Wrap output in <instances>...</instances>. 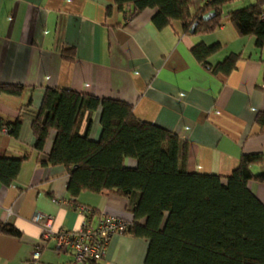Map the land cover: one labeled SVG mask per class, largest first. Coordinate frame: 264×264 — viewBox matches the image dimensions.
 <instances>
[{
    "label": "crops",
    "instance_id": "0c3cea01",
    "mask_svg": "<svg viewBox=\"0 0 264 264\" xmlns=\"http://www.w3.org/2000/svg\"><path fill=\"white\" fill-rule=\"evenodd\" d=\"M154 13L146 9L123 21L114 0H0V84L23 87L17 97L0 94V117L21 121L17 138L0 131V156L27 157L15 181L0 183V221L20 233L0 235V264L72 263L71 252L42 244L41 228L31 221L36 212L49 219L53 231L68 232L83 220L78 207L94 209V225L103 215L129 219L138 200L137 194L90 192L72 199L66 170L41 164L54 132L36 152L31 122L46 88L130 105L137 119L177 134L186 147L188 172L226 177L242 155L264 156V128L255 124L264 113V66L254 39L238 37L227 21L206 35L182 32L174 24L157 30ZM215 42L224 47L209 59L211 65L240 54L226 77L211 74L191 52L196 44ZM64 50L73 52L72 60L61 57ZM99 115L100 108L91 111L81 125L80 133L91 140L100 137ZM126 164L134 167L135 160ZM248 188L264 204V184L251 181ZM147 245L144 239L113 235L96 264H144Z\"/></svg>",
    "mask_w": 264,
    "mask_h": 264
},
{
    "label": "trees",
    "instance_id": "16d2710c",
    "mask_svg": "<svg viewBox=\"0 0 264 264\" xmlns=\"http://www.w3.org/2000/svg\"><path fill=\"white\" fill-rule=\"evenodd\" d=\"M230 0H213L196 6L194 0H114L127 21L140 12L155 10L157 30L177 25L182 32L206 35L225 21L240 38L252 37L264 66V0L224 14ZM110 9L107 10V13ZM223 45L196 44L191 52L213 75L226 77L240 54L230 53L211 65L209 59ZM73 52L61 57L72 60ZM20 85L0 84V94L20 96ZM100 108V137L91 140L80 129L86 115ZM88 128L91 120L88 119ZM264 128V113L255 117ZM21 121L0 117V131L17 138ZM32 148L42 152L51 131L54 139L43 165L62 166L68 174L66 190L72 199L82 192L122 198L138 195L131 223L124 234L147 241L144 264H264V204L249 190L251 181L264 184V156L240 157L226 177L188 172L187 151L177 134L137 119L124 102L98 99L65 89L46 88L31 122ZM27 159L0 156V183L9 186ZM135 160V166L126 162ZM260 168L254 173L252 167ZM87 215L90 219L94 209ZM0 235L19 238L20 233L0 221ZM90 261L89 264H96Z\"/></svg>",
    "mask_w": 264,
    "mask_h": 264
},
{
    "label": "built area",
    "instance_id": "2783aa9c",
    "mask_svg": "<svg viewBox=\"0 0 264 264\" xmlns=\"http://www.w3.org/2000/svg\"><path fill=\"white\" fill-rule=\"evenodd\" d=\"M213 0H194L196 6H201ZM232 2L239 0H230ZM264 20V13L260 15ZM6 132V130H3ZM83 220L77 230L68 232L53 231L49 225V219L42 213L36 212L32 215L31 221L41 228L42 244L51 242L58 251L71 252L73 261L71 264H88L90 261H100L103 259L109 239L113 235H123L131 223L129 219L116 217L113 215L101 216L97 223L92 225L87 215L90 209L78 207ZM40 256V248L32 254V259L37 260Z\"/></svg>",
    "mask_w": 264,
    "mask_h": 264
},
{
    "label": "rangeland",
    "instance_id": "374dc122",
    "mask_svg": "<svg viewBox=\"0 0 264 264\" xmlns=\"http://www.w3.org/2000/svg\"><path fill=\"white\" fill-rule=\"evenodd\" d=\"M254 0H239V1H235V2H231L228 4V6H226L224 8V14L235 10L237 7H246L247 5H249L250 3H253ZM246 3V5H245Z\"/></svg>",
    "mask_w": 264,
    "mask_h": 264
}]
</instances>
